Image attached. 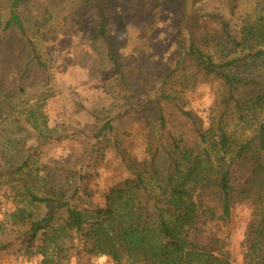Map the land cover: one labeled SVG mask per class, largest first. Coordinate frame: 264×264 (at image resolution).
Wrapping results in <instances>:
<instances>
[{
  "label": "trees",
  "instance_id": "16d2710c",
  "mask_svg": "<svg viewBox=\"0 0 264 264\" xmlns=\"http://www.w3.org/2000/svg\"><path fill=\"white\" fill-rule=\"evenodd\" d=\"M47 1L56 6L63 0ZM204 1L181 0L166 44L152 37L151 17L136 12L127 26L134 34L127 55L109 41L101 0L79 1L81 10L96 14L93 40L106 47L109 67L100 84L111 102L88 112L94 122L88 133L50 127L48 99L3 119L5 106L20 105L0 99V189L7 188L13 205L6 223L26 238L39 264L73 258L81 264L82 257L114 264H232L225 241L239 201L251 209L246 263L264 264V0H253V11L237 25L240 0H214L219 12L204 11ZM31 4L11 0L5 23L0 13V50L17 56L20 92L34 68L51 78L35 42L53 34L51 17L26 26L21 13ZM12 33L19 45L7 44ZM199 85L214 98L206 127L188 103ZM133 127L144 138L141 151ZM61 142L78 148L74 162L48 156L45 149ZM90 167L97 177L106 172L104 186L90 182ZM201 224L207 232L199 245L191 237ZM10 246L0 242V253Z\"/></svg>",
  "mask_w": 264,
  "mask_h": 264
},
{
  "label": "rangeland",
  "instance_id": "374dc122",
  "mask_svg": "<svg viewBox=\"0 0 264 264\" xmlns=\"http://www.w3.org/2000/svg\"><path fill=\"white\" fill-rule=\"evenodd\" d=\"M31 1L36 3L35 0ZM79 1L63 0L60 4L51 6L47 0H41L40 4L36 3L35 6L31 4L32 7L28 9L31 11L21 13L26 26L30 28L44 15L51 17L47 25L53 34L45 40L35 38L40 54L47 62L51 78L47 81L45 73L34 68L22 79V92H20L16 82L19 69L18 62H16L17 56L0 50L2 54L0 55V99L11 97L14 99L11 103L20 105L15 110L5 106L3 119L14 120L19 117L20 112L34 104L41 105L45 99H48L44 114L48 117L50 127L66 129L68 134L73 133L74 130L88 133L94 127V122L88 112L104 108L111 102L100 84V74L109 67L106 64V47L93 40L96 30V14L94 10L88 12L81 10ZM152 1L156 4L154 10L150 5ZM10 3L11 0H0L3 23L9 18ZM101 5L106 9L109 41L114 49L124 52L125 55L129 53L125 48L127 43L134 38V34L128 31L127 26L136 12L145 18L151 17L147 21L154 29L152 37H158L160 42L166 44V39L175 28L181 11V0H142L138 5L136 1L101 0ZM201 6L204 11L208 12L222 11L221 6L214 0H205ZM253 9V0H240L233 23L237 25ZM146 10H148V15H146ZM1 29L2 26H0V31ZM2 38L0 35V41ZM15 40L17 44L20 42L15 33H12L7 37L6 42L10 45L9 42ZM4 47L7 51L15 50L6 45ZM18 54L23 55L22 52ZM3 73H5L4 76ZM213 100V93L207 85H199L194 91L188 93L189 107L202 119L205 127ZM78 105L84 108L81 109ZM7 128L5 124L2 126V129ZM131 131L136 149L143 150L144 138L140 131L136 127H133ZM45 151L52 160L59 159L61 164L74 162L79 152L76 146L66 142L53 144ZM85 171L88 176H91V183H96L99 187L104 186L106 172H100L97 177L91 167ZM80 173L83 175L84 170ZM12 209L11 196L7 188L0 189V242L11 243L7 251L0 253V264H39L41 258L35 255L36 253L29 254V250L26 249V238H17L19 233H13L11 226L6 223L7 215L12 212ZM251 222L249 205L242 201L235 202L229 225L231 234L225 241L226 251L230 255L232 264H247L245 257L250 246ZM199 228L200 230L194 232L191 239L202 245L207 228L202 224ZM38 244L39 242L34 244L33 252L37 250ZM73 254L74 251L70 256L72 257ZM86 260L89 264H114L107 257L92 258L91 261L82 257L81 264H85ZM65 264L76 263L73 258Z\"/></svg>",
  "mask_w": 264,
  "mask_h": 264
}]
</instances>
